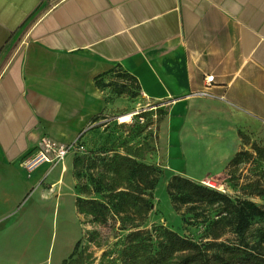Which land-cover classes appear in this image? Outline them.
Wrapping results in <instances>:
<instances>
[{
  "label": "crops",
  "instance_id": "1",
  "mask_svg": "<svg viewBox=\"0 0 264 264\" xmlns=\"http://www.w3.org/2000/svg\"><path fill=\"white\" fill-rule=\"evenodd\" d=\"M118 66L159 116L167 168L174 148L215 173L240 134L264 138V0H0V264H62L57 223L74 227L72 250L74 154L31 170L22 158L42 136L68 143L111 119L118 97L94 78Z\"/></svg>",
  "mask_w": 264,
  "mask_h": 264
},
{
  "label": "trees",
  "instance_id": "2",
  "mask_svg": "<svg viewBox=\"0 0 264 264\" xmlns=\"http://www.w3.org/2000/svg\"><path fill=\"white\" fill-rule=\"evenodd\" d=\"M110 74L125 81L106 79ZM94 82L101 89H112L111 92L116 95L135 97L139 93V83L135 76L119 66L96 76ZM240 137L243 141L247 139L242 134ZM253 149L255 152L260 151L257 146H253ZM75 154L73 176L77 181L90 179L93 191L100 195L99 198L77 195V212L99 223L106 222L109 216L115 217L119 223L118 228L127 231L112 264H264V230L260 232L258 240L252 243L245 236L250 227V218L257 216L264 219V207L261 205L250 199H234L188 177L173 174L167 181L166 191L177 213L182 207L193 210L197 204L218 205L220 210L217 218L210 222L211 240L198 243L162 225L142 228L153 208L151 191L157 185L162 170L138 161L139 157L118 152L110 155L95 152L92 156ZM243 154L250 155L247 150L238 151L226 167L241 163ZM82 185L83 189L87 188L84 182ZM80 192L84 194L85 191ZM257 195L263 196L264 188L261 187ZM229 230L235 235L236 241H218ZM78 243H75L70 256L62 264H67ZM70 264L81 263L75 258Z\"/></svg>",
  "mask_w": 264,
  "mask_h": 264
},
{
  "label": "rangeland",
  "instance_id": "3",
  "mask_svg": "<svg viewBox=\"0 0 264 264\" xmlns=\"http://www.w3.org/2000/svg\"><path fill=\"white\" fill-rule=\"evenodd\" d=\"M110 78H115L116 81L119 80L118 82L120 80L125 81V79H121L118 76L114 77L113 74L106 77V79ZM112 94L115 93L112 92ZM139 95L140 93L135 97L117 95L118 99L115 105H118V109L113 113H107L112 118L109 119V117L103 116L97 124L87 129L85 137L84 132L82 133L84 148L79 154L92 156L95 152L107 155L118 152L136 156V158L139 157L141 159L137 158L138 161L154 165L162 170V175L157 185L151 191L153 208L149 212L142 228L150 229L153 225H162L198 243H206L211 240L212 227L210 222L217 218L220 210L218 205L206 206L197 204L193 210H187L186 207H182L179 213H177L172 208L166 191L167 181L173 175L172 173H174L170 169H186L187 174L183 176L188 177L190 175L194 178H188L199 184L207 185L209 183L210 185L207 186L226 193L234 199L237 197L250 199L264 207V195H257V191L261 187L264 188V138L255 139L247 136L246 140H242L244 146L239 151L247 150L250 155H241L243 158L241 163L232 167L224 166L221 171L215 173L210 172L211 169L206 164H183L178 162L179 157L177 154H173V150H176L173 148L171 155L167 157L169 169L162 162V152L158 148L156 141L159 116L157 113L147 111ZM132 111L142 112L139 115H134L132 122L118 120L121 115ZM253 146L259 147L260 151L255 152ZM75 181L78 195H88L94 198L100 197L98 193L93 191L90 179L84 178L79 181L75 179ZM83 182L87 185V188L83 189ZM82 190L85 191L84 194H81L80 191ZM118 227L119 223L115 217L109 216L106 222L99 223L93 221L87 215L79 214V235L74 242L72 250L75 243L77 241L79 243L75 249V253L67 261V264H70L75 258H78L81 264H112V261L116 258L118 249L123 245L124 236L127 232ZM61 230L62 228L57 223L54 226L52 244L53 261L56 259V253L60 246L64 248L63 253L67 255L65 259H68L72 252V250L69 252L71 248L69 243L74 234V227H68L67 234H62ZM263 230L264 219L253 216L250 218V227L245 234L246 240L251 243L255 242ZM218 241L230 243L236 240L235 235L229 230Z\"/></svg>",
  "mask_w": 264,
  "mask_h": 264
},
{
  "label": "built area",
  "instance_id": "4",
  "mask_svg": "<svg viewBox=\"0 0 264 264\" xmlns=\"http://www.w3.org/2000/svg\"><path fill=\"white\" fill-rule=\"evenodd\" d=\"M206 85H210L213 80V75H206L204 77ZM197 95H208L206 90L196 92ZM144 111V110H143ZM142 111L130 112L129 118L126 120L132 122L134 115H139ZM119 120V118H118ZM82 132L71 142L64 143L57 141L49 136H42L33 152L27 154L22 158V165L27 170H31L39 163L46 162L50 164L61 163L69 153H79L83 150L84 146L81 143ZM207 185H210L209 183Z\"/></svg>",
  "mask_w": 264,
  "mask_h": 264
},
{
  "label": "bare ground",
  "instance_id": "5",
  "mask_svg": "<svg viewBox=\"0 0 264 264\" xmlns=\"http://www.w3.org/2000/svg\"><path fill=\"white\" fill-rule=\"evenodd\" d=\"M129 116H130V113L125 114V115H121L119 117V121H126L129 118Z\"/></svg>",
  "mask_w": 264,
  "mask_h": 264
}]
</instances>
